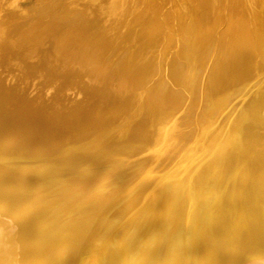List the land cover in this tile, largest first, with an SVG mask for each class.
<instances>
[{
	"label": "bare ground",
	"instance_id": "1",
	"mask_svg": "<svg viewBox=\"0 0 264 264\" xmlns=\"http://www.w3.org/2000/svg\"><path fill=\"white\" fill-rule=\"evenodd\" d=\"M0 264H264V0H0Z\"/></svg>",
	"mask_w": 264,
	"mask_h": 264
}]
</instances>
